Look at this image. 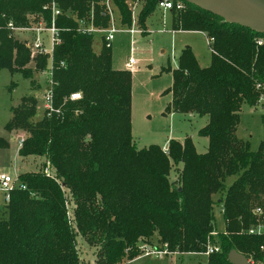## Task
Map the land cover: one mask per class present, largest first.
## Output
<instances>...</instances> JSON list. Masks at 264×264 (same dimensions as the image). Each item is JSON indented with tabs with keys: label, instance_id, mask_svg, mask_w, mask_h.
Returning <instances> with one entry per match:
<instances>
[{
	"label": "trees",
	"instance_id": "trees-1",
	"mask_svg": "<svg viewBox=\"0 0 264 264\" xmlns=\"http://www.w3.org/2000/svg\"><path fill=\"white\" fill-rule=\"evenodd\" d=\"M110 1L119 24L131 27L134 0ZM158 3L144 0L140 28ZM45 4L0 0V72L29 80L34 71H48L47 56L32 57L6 28L9 23L27 27L42 16L50 24ZM185 5L170 10L173 28L213 38V52L206 68L190 47L180 52L169 110L208 117L199 133L208 139L202 154L191 139L170 141L166 151L134 147L132 74L113 68L110 46L103 44L96 53L94 37L78 31L80 20L109 27L106 0L60 1V43L51 68L54 111L45 110L36 121L38 101L27 95L11 109L5 127L8 133L28 134L19 157L44 158L53 176L19 175L26 189L12 191L0 209V264H89L79 258V238L95 249L94 264H131L142 254V244L157 249L166 244L182 255L205 253L211 244L219 252L209 255L207 264H230L232 250L250 262L264 260V234H249L264 222V140L252 150L237 136L242 107L255 106L264 90V35ZM6 147L0 138V148ZM173 169L176 183L170 181ZM231 177L235 180L226 187ZM215 198L222 205V232L216 231Z\"/></svg>",
	"mask_w": 264,
	"mask_h": 264
},
{
	"label": "rangeland",
	"instance_id": "rangeland-1",
	"mask_svg": "<svg viewBox=\"0 0 264 264\" xmlns=\"http://www.w3.org/2000/svg\"><path fill=\"white\" fill-rule=\"evenodd\" d=\"M129 7L132 14V26L122 27L119 24L116 9L110 5L109 9L114 14V25L118 30L114 34L110 48L113 68L130 71L132 74L131 107L134 147L140 150L156 145L164 150L170 141L182 143L185 139H191L197 152L205 153L208 139L201 137L199 133L207 124L208 117L170 111L172 96L168 91L173 84L172 71L177 67L181 49L190 47L201 68L210 66L212 52L208 46L206 34L196 31L175 33L173 30L177 29L173 28V14L160 9L159 6L148 17L145 27L140 28L139 17L144 7V0L129 2ZM108 16L111 19L109 10ZM130 29L138 30L139 33L132 34L129 32ZM34 39L36 37L32 40ZM103 44L100 37L96 35L94 51L99 53ZM129 59L134 60L130 68L127 66ZM29 67H33V64ZM46 77V73L34 71L32 78L26 80L19 73L12 75L8 70L0 72V138L8 142V147L0 148V175L17 178L24 173L43 172L45 168L44 158L22 159L19 157L20 142L28 134L23 131L8 133L5 127L12 117L11 109L17 107L22 98L27 95L35 96L38 101L35 120L42 119L45 111L43 97L47 88ZM257 104L258 101L255 106L246 104L242 107L241 124L237 130V136L248 140L252 150H256L264 140V122ZM177 172L178 170L175 169L171 171L170 181L173 183L177 182ZM234 180L235 177L228 178L226 187H229ZM16 183L19 181L17 180ZM68 195L67 192L66 196ZM5 196V193L0 192V209L5 204ZM217 199L215 198L213 212L216 231L222 232L225 228L221 213L222 205L217 203ZM68 212L71 216L72 204L68 205ZM78 252L80 260L84 263L94 264L95 249L88 246L81 238L78 240ZM207 258L208 256L203 253L196 255H182L175 252L168 255L142 253L131 264H207Z\"/></svg>",
	"mask_w": 264,
	"mask_h": 264
},
{
	"label": "built area",
	"instance_id": "built-area-1",
	"mask_svg": "<svg viewBox=\"0 0 264 264\" xmlns=\"http://www.w3.org/2000/svg\"><path fill=\"white\" fill-rule=\"evenodd\" d=\"M61 0H46V4L43 6V11H50L51 13V20L50 24L46 22L42 17L39 18L37 22L31 23V25L27 27H16L13 23H9L7 25V30L10 32L11 37H14L15 39H18L22 41L31 51L32 57L42 54L47 56L48 58V71L44 72L46 73V91L44 94V110L54 111L53 108V82H52V60H53V51L55 46H57L60 43L59 38V29L56 27V20L58 17H60L63 14V10L60 6ZM106 5L108 7V10L110 12L111 21L110 25L107 28L103 27H97L94 24V20L91 19L89 22L80 20L79 21V29L78 31L86 34L88 36L95 37L96 35L100 37L101 43H104L107 47L110 46V43L112 42L114 38V34L118 32V30L115 28V23L113 19V13L110 11V5L111 1L106 0ZM158 6L160 9H163L164 11H170L175 8L177 11L183 10L186 5L181 0H159ZM130 33L135 34L139 33L138 30L130 29ZM32 37V38H31ZM34 37L36 39L32 40ZM208 38V37H207ZM0 39H1V33H0ZM214 42L213 38H208V46L211 50V44ZM258 44L261 45L262 42L258 41ZM212 51V50H211ZM213 52V51H212ZM134 64L133 59H129L127 62V66L130 68ZM258 88H261L260 85L257 86ZM73 99L79 98V95H73ZM257 108L261 110L262 113V120L264 122V90L258 100ZM22 141V140H21ZM21 145V142H20ZM19 145V146H20ZM166 151V149H164ZM43 173L50 177L53 176V171L49 165V163L46 164V167L43 170ZM17 180L19 183H16ZM25 190L26 186L20 181L19 176L17 178H13L9 175H0V192L5 193V202H9L10 200V194L14 190ZM249 234L251 235H263L264 234V222L259 224L257 227L252 228L249 230ZM140 250L142 253L151 255V254H157V255H168L172 254L167 248V245L165 244L163 246V249H157L156 247L149 246L147 244H142L140 246ZM260 251L264 254V245L260 247ZM219 252V248L216 246H213L211 244H208L207 249L205 253H203L206 256L212 255L214 253ZM250 262V261H249ZM259 263V262H258ZM250 264H256L253 262H250Z\"/></svg>",
	"mask_w": 264,
	"mask_h": 264
},
{
	"label": "water",
	"instance_id": "water-1",
	"mask_svg": "<svg viewBox=\"0 0 264 264\" xmlns=\"http://www.w3.org/2000/svg\"><path fill=\"white\" fill-rule=\"evenodd\" d=\"M220 17L224 23L250 29L264 35V0H181ZM230 264H250L236 250L228 255ZM257 264H264V260Z\"/></svg>",
	"mask_w": 264,
	"mask_h": 264
},
{
	"label": "crops",
	"instance_id": "crops-1",
	"mask_svg": "<svg viewBox=\"0 0 264 264\" xmlns=\"http://www.w3.org/2000/svg\"><path fill=\"white\" fill-rule=\"evenodd\" d=\"M175 33H179V32H185V31H178V30H173ZM207 37V36H206ZM184 49V48H183ZM181 49V51L183 50ZM20 147V146H19ZM166 149V148H165Z\"/></svg>",
	"mask_w": 264,
	"mask_h": 264
}]
</instances>
